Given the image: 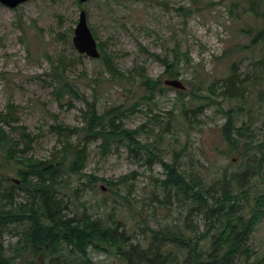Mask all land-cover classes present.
<instances>
[{
    "label": "rangeland",
    "instance_id": "obj_1",
    "mask_svg": "<svg viewBox=\"0 0 264 264\" xmlns=\"http://www.w3.org/2000/svg\"><path fill=\"white\" fill-rule=\"evenodd\" d=\"M77 2L25 0L13 8L0 3V112H9L11 126H24L25 132L34 136L27 155L47 159L59 148L57 136L50 128L55 122L81 125V101L73 100V106L69 107L67 101L63 100L59 106L54 99L48 76L50 64L45 55L61 53L70 58L73 61L70 75L78 76L77 86L89 98L93 86L89 78L103 70L99 58L83 54L78 58L79 53L71 42L79 11L83 9L97 42H103V49L114 55L120 71L130 78L133 76V79L112 80L103 71L97 95L99 111L115 105H122L124 109L132 106L143 91L134 69L141 66L147 76L159 77L164 66L154 55L172 59L173 48L177 47L189 62L181 58L177 65L179 75L172 78L179 79L185 89L165 85L164 80L171 77L164 74L160 77L164 90L155 93L152 103L140 102L134 112L125 110L124 127L138 129L142 143L157 145L155 152L164 161L177 159L181 169L207 182L224 170L227 177L233 171H240L245 163L234 153H224L226 144L220 133V125L225 120L221 107L227 109L229 103L224 96L213 95L209 85L216 81L219 91L232 63L241 76L248 72L254 87L250 86L247 96L237 102L250 109L243 117L252 122V142H263V108L256 103V89L258 82L264 81V65L261 67L257 62L264 54V44L252 49H233L247 43L240 28L255 19L248 3L237 2L230 15L229 0L220 4L216 3L218 0H199L200 10L190 0H87L80 2L82 7ZM181 6L192 8L193 12L184 16L177 10ZM143 47L147 48L146 52ZM83 70L86 77H80ZM192 87H196L195 95L189 93ZM178 91L185 92V105L193 109L187 112L188 123L180 117ZM200 96H211L215 102ZM200 104H203L201 109L196 108ZM7 105H11L10 110ZM5 130L13 140L21 139L20 130L9 127ZM88 152L84 173L113 180L125 178L112 186L111 191L104 182H88L77 174H63V181L57 187L58 195L67 203L66 213L79 214L85 210L105 221L119 219L131 235V241L143 246L147 244L150 228L169 227L174 222L177 226L183 225L185 205L177 203L173 195L169 202H163V192L155 181L163 176V167L157 159L144 151L136 154L124 142L114 143L103 152L99 141H94L88 145ZM259 157L260 153H256L249 161L251 172L243 185L249 187L251 203L254 195L264 190V161L259 171L256 162ZM1 164L3 185L12 181L18 184L14 165ZM229 181L231 188L238 183L235 175ZM16 200H22V192ZM246 202L243 201V209L247 208ZM206 221L203 214L195 212L187 219L189 227L185 233L192 237L203 232ZM4 238L12 240L6 233ZM204 241L200 240V245ZM246 246L250 255L245 259L243 254L241 262L264 264V218L255 225ZM89 255L93 264H124L117 256L91 247Z\"/></svg>",
    "mask_w": 264,
    "mask_h": 264
},
{
    "label": "trees",
    "instance_id": "obj_2",
    "mask_svg": "<svg viewBox=\"0 0 264 264\" xmlns=\"http://www.w3.org/2000/svg\"><path fill=\"white\" fill-rule=\"evenodd\" d=\"M190 1L196 5L195 9L200 10L199 0ZM223 1L218 0L216 3ZM241 1L248 3L255 19L251 24L240 28L247 37V43L233 47L234 50L252 49L258 44H264V0H229L230 15L237 2ZM77 3L82 7L80 2ZM177 10L184 16L193 12L192 8L186 6ZM90 29L93 33V29ZM97 47L103 70L89 78L93 84L90 98L77 86L78 76L70 75L73 63L70 58L61 53L56 56L45 55L50 64L48 76L51 92L59 106H62L63 100L67 101L69 107L73 106V100H79L83 104L79 108L81 125L68 126L59 122L51 125L50 128L59 141V148H55L49 158L28 156L34 136L26 133L24 126H11L12 117L9 112H0V162L4 166L14 165L18 180V184L12 181L3 185V178L0 177V264H93L89 255L90 247L111 253L124 264H247L245 261L241 262V256L244 254L247 259L250 255L246 243L255 225L264 218V190L256 193L251 203L248 200L249 187L243 186L249 180L251 171L248 168L252 157L260 153L256 161L259 171L264 161V141L252 142V122L243 117V113L250 109L237 102L247 96L250 86L254 87V83L248 79V72L241 76L235 63H232L229 73L222 79L219 91L216 81L209 85L213 95L220 94L229 103L227 109L221 107L225 119L220 125L221 137L226 144L224 153H234L245 164L240 171L230 173L229 177L224 170L219 177L207 182L181 169L177 159L164 161L155 152L157 145L152 142L142 143L138 139V129L126 128L122 121V117L126 115L125 110L134 112L140 102L152 103L155 93L164 90L160 77L164 74L171 78L177 77L178 61L184 57L188 63L187 55L177 47L173 48L172 59L154 55L164 66L159 77L147 76L141 66L134 69L140 77L139 84L143 90L139 100L125 109L122 105H115L100 112L97 95L103 71L112 80L129 79L130 76L119 70L114 55L103 49V42L98 41ZM143 50L146 52L147 48L143 47ZM226 52L225 50L223 53ZM77 56L79 58L82 54ZM257 62L261 67L264 65V54ZM86 76L84 70L80 72V77ZM258 84L256 103L263 108L264 127V81ZM191 89L192 92L189 93L195 95L193 93L196 87ZM177 94L181 104V120L188 123L187 112L193 109L185 105V92L178 91ZM200 97L215 102L211 96ZM202 105L196 108L201 109ZM7 108L10 110L11 105H7ZM154 117L158 119L159 116ZM5 127L20 130L21 139L13 140ZM73 138L75 141H72ZM94 141H99L103 152L109 150L114 143L124 142L136 154L144 151L157 159L163 167V176L155 181L163 192V202H169V197L173 195L177 203L185 205L187 211L183 225L177 226L174 222L173 226L150 228L147 244L143 246L131 241V235L119 219L105 221L100 217H93L85 210L79 214L66 213L67 203L58 195L57 187L63 181V174H77L85 177L88 182H104L111 191L112 186L125 178L123 176L113 180L83 172L89 153L88 145ZM233 175L238 183L231 188L229 179ZM217 185L218 196L215 195ZM21 192L22 200L18 201L16 197ZM243 201H247L244 203L246 209H243ZM195 212L203 214L207 219L205 230L189 237L185 233V228L189 227L187 219ZM5 233L12 240L6 241ZM202 239L205 241L200 245Z\"/></svg>",
    "mask_w": 264,
    "mask_h": 264
},
{
    "label": "water",
    "instance_id": "obj_3",
    "mask_svg": "<svg viewBox=\"0 0 264 264\" xmlns=\"http://www.w3.org/2000/svg\"><path fill=\"white\" fill-rule=\"evenodd\" d=\"M25 0H0V3L10 8L16 7L18 4ZM85 2L87 0H78ZM73 47L79 54H83L93 59L100 57V52L97 48V40L95 39L87 22V13L85 10L80 9L78 14L77 23L73 28V36L71 39ZM164 84L171 86L178 90L185 89V85L176 78H168L164 80Z\"/></svg>",
    "mask_w": 264,
    "mask_h": 264
}]
</instances>
